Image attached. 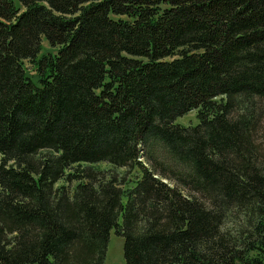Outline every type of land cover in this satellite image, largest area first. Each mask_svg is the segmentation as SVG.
Listing matches in <instances>:
<instances>
[{"label": "trees", "instance_id": "trees-1", "mask_svg": "<svg viewBox=\"0 0 264 264\" xmlns=\"http://www.w3.org/2000/svg\"><path fill=\"white\" fill-rule=\"evenodd\" d=\"M261 100L264 0H0V264H264Z\"/></svg>", "mask_w": 264, "mask_h": 264}, {"label": "rangeland", "instance_id": "rangeland-1", "mask_svg": "<svg viewBox=\"0 0 264 264\" xmlns=\"http://www.w3.org/2000/svg\"><path fill=\"white\" fill-rule=\"evenodd\" d=\"M14 1L17 2V0ZM41 44L42 47L48 46L45 39L41 40ZM260 105L262 107L261 114H263L264 119V100H261ZM174 121L184 125L188 123H195L197 121V118L195 116V109H190L183 114L176 116ZM93 165L108 167V164L105 162L94 163ZM116 170L120 173L124 172L125 177L133 176L136 172V169H134V167H120L116 168ZM59 182L60 180L57 183ZM122 243L123 237L120 234L115 233L113 229H110L106 241L102 264H124Z\"/></svg>", "mask_w": 264, "mask_h": 264}]
</instances>
